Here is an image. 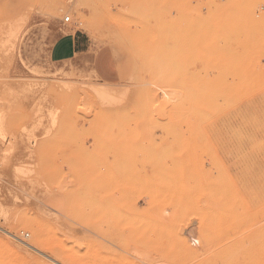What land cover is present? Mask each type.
<instances>
[{"label":"rangeland","instance_id":"1","mask_svg":"<svg viewBox=\"0 0 264 264\" xmlns=\"http://www.w3.org/2000/svg\"><path fill=\"white\" fill-rule=\"evenodd\" d=\"M61 263L264 264V0H0V264Z\"/></svg>","mask_w":264,"mask_h":264},{"label":"crops","instance_id":"2","mask_svg":"<svg viewBox=\"0 0 264 264\" xmlns=\"http://www.w3.org/2000/svg\"><path fill=\"white\" fill-rule=\"evenodd\" d=\"M53 63L90 61L96 75L104 82L119 84L122 79L121 62L112 49L93 52V43L82 32L60 34L50 50Z\"/></svg>","mask_w":264,"mask_h":264},{"label":"bare ground","instance_id":"3","mask_svg":"<svg viewBox=\"0 0 264 264\" xmlns=\"http://www.w3.org/2000/svg\"><path fill=\"white\" fill-rule=\"evenodd\" d=\"M67 18H69V17H66V18H65V21H66ZM69 19H70V18H69ZM100 88H101V87H100ZM100 88H99V89H100ZM102 88H103V87H102ZM102 88H101V89H102ZM96 89H97V88H96ZM97 90H98V89H97ZM94 91H95V90H94ZM117 91H119V90H117ZM98 92H99L98 96L100 95V96H101L100 98H103L102 100H106V101H107V100H109V101H111V100L113 101V100H114L113 102H115L117 99L120 100V98H121L122 95H123V94H122L123 92H120V93L122 94V95H121V94H117L116 91L113 92V90L111 91V90H109V89H106V90H105V89H102V90H100V91H98ZM95 93H96V91H95ZM165 95H166V94H165ZM169 96H170V95H169V93H168V96L166 95V97L168 98ZM119 100H118V101H119ZM109 101H108V102H109ZM112 101H111V103H112ZM118 101H117V102H118ZM108 102H106V103H108ZM115 103H116V102H115ZM108 104H110V103H108ZM112 104H113V103H112ZM35 234H36V233H35ZM22 244H23V243H22ZM26 247L29 248V249H31V250H33V251H37V250L40 249L41 246L37 243V241H34V242L31 243V244H27ZM55 259H57V258H55ZM53 260H54V259H53ZM58 260H59V259H58ZM54 261H55V260H54ZM55 262H56V261H55ZM62 262H63V261H62ZM61 264H62V263H61Z\"/></svg>","mask_w":264,"mask_h":264},{"label":"built area","instance_id":"4","mask_svg":"<svg viewBox=\"0 0 264 264\" xmlns=\"http://www.w3.org/2000/svg\"><path fill=\"white\" fill-rule=\"evenodd\" d=\"M69 21H70V19H69V18H67V19H66V22H69ZM27 237H28V235H27Z\"/></svg>","mask_w":264,"mask_h":264}]
</instances>
